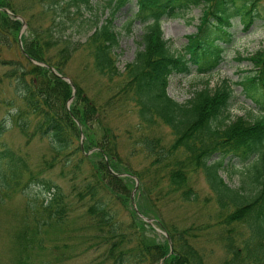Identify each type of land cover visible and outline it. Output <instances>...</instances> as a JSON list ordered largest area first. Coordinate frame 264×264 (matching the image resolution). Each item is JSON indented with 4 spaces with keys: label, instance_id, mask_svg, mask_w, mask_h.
<instances>
[{
    "label": "trees",
    "instance_id": "obj_1",
    "mask_svg": "<svg viewBox=\"0 0 264 264\" xmlns=\"http://www.w3.org/2000/svg\"><path fill=\"white\" fill-rule=\"evenodd\" d=\"M132 2L111 0L114 10L104 18L93 0H43L40 11L28 17L10 0H0V68L5 69L0 100L8 80L23 102L17 97L8 101L17 106L0 121V135L11 120L26 136V147L39 135L52 152L34 172L23 147L0 146V210L10 212L12 242L10 260L3 264H60L66 249L76 250L84 240L101 250L98 264H264V114L255 121L233 116L234 89L228 80L215 88L206 82L184 103L168 90L173 73H190L192 65L200 74L219 68L236 38L233 19L239 17L248 30L264 20V0H136L138 9L129 7L125 27L131 31L138 24L142 32L134 60L122 70L115 16ZM201 5L198 32L187 35L183 52L172 50L163 22ZM17 15L27 24L23 34ZM32 17L40 21L34 23ZM85 26L92 31L85 40L69 33ZM81 52L98 76L86 86L70 73ZM254 60L259 73L244 83L256 88L259 80L260 96L252 97L264 109V51ZM97 82L100 88L94 91ZM124 112L136 116L127 130L128 152L119 142L124 134L110 123ZM162 126L170 129V143L159 132ZM138 155L148 163L135 166ZM59 164L70 192L46 177L44 169ZM230 168L239 187L222 175ZM198 172L205 177L207 193L192 179ZM136 179L139 212L156 218L169 236L160 235L133 208ZM30 188L38 191L33 194ZM17 194L23 204L12 210L9 204ZM162 202L189 211L182 219L160 217L156 208ZM194 204L200 207L190 213ZM81 208L94 233L76 243L70 232L74 218L84 217ZM51 233L57 237L51 239ZM49 239L56 244L49 246ZM48 250L52 258L38 261L40 252ZM218 251L221 256L213 263Z\"/></svg>",
    "mask_w": 264,
    "mask_h": 264
},
{
    "label": "rangeland",
    "instance_id": "obj_2",
    "mask_svg": "<svg viewBox=\"0 0 264 264\" xmlns=\"http://www.w3.org/2000/svg\"><path fill=\"white\" fill-rule=\"evenodd\" d=\"M11 3L19 8V12L21 14H26L28 17L31 16L32 13H36L41 9V1L43 0H10ZM95 10H98L104 17L110 16L112 11L114 10L115 3L111 4V0H93ZM114 6V7H113ZM133 7V11H137L138 7L136 5V0H133L132 4H128L118 10L115 16V22L117 24V29L121 32V48L119 55V65L123 70L126 67V64L130 61H133L135 58V54L139 47L138 41L140 40L141 30L138 24L133 25L131 31L125 27V23L128 20V15L130 16L129 7ZM7 9V8H6ZM203 5L196 7L190 11L187 16L174 18V19H166L163 22V30L164 35L167 40L170 41V45L172 50L183 52V47L187 44V35L197 33L198 27L202 23L203 16ZM9 10V9H8ZM10 11V10H9ZM11 12V11H10ZM13 13V12H11ZM86 17L91 16L87 11L85 12ZM21 16V15H17ZM22 17V16H21ZM32 17L34 23L39 22L40 19L38 17ZM24 19V18H23ZM234 27L233 29L236 31L235 41L228 46L226 51V56L224 62L217 68L214 72L209 74H200L195 66H191L190 73H173L170 76V85H169V94L175 98L177 101L184 103L188 99L191 98L193 92L196 89H199L206 85V82H209L211 88H215L219 85L223 80H228L233 86L234 89V99L231 107V111L233 116H244L250 121L257 120L261 115L264 114V109L261 105L252 97V94L255 93L256 96H260V82L257 80L252 86L251 83H244V80L247 77H254L259 73L260 66L254 60V57H258L259 53L264 51V20L256 21L248 30L244 29V25L241 23L239 17L233 19ZM87 26L82 27L80 31L69 30V33H73L72 36L75 39H83L85 40L92 31H89ZM24 28V26H23ZM22 28V30H23ZM27 28V25H26ZM25 28V29H26ZM24 29V30H25ZM89 32V33H88ZM24 31H21L23 34ZM89 58L87 57L85 52L78 53L75 59L70 64V73L76 77L83 83V85L92 84L97 81V74L93 70V67L88 66ZM5 72L4 68H0V76ZM56 72V71H55ZM57 73V72H56ZM59 76L61 74L57 73ZM67 77V76H66ZM70 78V77H69ZM71 79V78H70ZM65 80V79H64ZM72 80V79H71ZM73 82V81H72ZM243 82V83H242ZM10 82L5 80L3 82V90L1 91L0 100V121L3 118H9L12 110L17 105H10L8 101L13 98L19 96L15 92L14 88L10 86ZM1 86V84H0ZM249 87V88H248ZM99 82H97L96 86L93 88L94 91L98 90ZM250 88H254L251 91ZM256 90V91H254ZM21 101V99H20ZM22 102V101H21ZM23 103V102H22ZM70 104V103H69ZM136 122V116L129 112H124L121 116H117L113 119V126L117 128V133H122L123 137L120 138L121 149L124 152H128V148H130L131 141L128 140L127 130L133 128V123ZM8 123V120H7ZM8 125L9 129L6 130L2 135H0V146L3 144L11 146L16 150H21L23 147L22 153H28V159L30 168L34 172H39L40 168L43 167L44 161L46 159H51L52 152L48 143V140L40 138V136H35L30 142L29 146H25L26 136L9 120ZM162 134L163 140L165 143H170L172 140V136L170 134V129L168 127H161L160 131ZM82 147L84 141V135L82 134ZM126 154V153H125ZM148 163V160L143 155H138L133 160V164L135 166H143ZM46 177L53 179L55 183H59L65 187L66 192H70V184L63 176V168L62 166L56 165L52 168H45ZM231 168L228 171H222L223 177L226 181L232 185L233 187H239L240 182L239 178L236 174H230ZM62 173V174H61ZM118 176H122L125 178L126 174H118ZM69 179V178H68ZM194 179L197 187L202 189L204 193L208 192L207 184L205 177L201 172H198L192 178ZM196 179V180H195ZM197 182V183H196ZM138 185L136 184L135 189L132 193V204L134 208V204L136 205L137 199L135 198L137 194ZM33 191V194L38 191L35 188H30ZM23 204V197L21 194H17L14 199L10 202L9 208L15 210L16 208H20ZM146 204V209H151L150 204L148 202ZM167 202H162L160 208H156V215L161 217L163 214L166 218H177L180 219L181 216L189 211L188 209H177L173 205L167 206ZM198 207L196 204L192 207L191 211L197 210ZM84 212V217L80 220H76L74 218V223L72 224L73 232L70 234L73 236L74 241L76 243L79 242L78 238L84 237L85 234L94 233V230L91 228H87L86 224L89 222V217L86 214V209L81 208ZM169 209V210H168ZM82 210L76 212V214H81ZM124 216L126 218L128 211L125 207L122 209ZM186 214V213H185ZM187 215V214H186ZM192 215V214H191ZM10 212L7 210H0V264L5 263L10 260L12 242L9 239L8 229L11 227L8 221L10 218ZM152 226L160 235H166L165 232L159 225L156 223V218H153ZM182 219V218H181ZM80 225V226H79ZM80 229V230H79ZM56 233H51L50 238H56ZM51 239L48 241V245H55V242H52ZM93 243V244H92ZM91 244V245H90ZM91 246V247H89ZM66 258L60 261V264H98L101 260L100 254L101 250L95 249L94 241L88 240L85 242L81 241L78 243L76 250L66 249ZM40 259H49L52 258L51 253L48 251L40 252ZM220 251L217 252L215 259L212 260L213 263L217 262V259L220 258ZM49 257V258H48ZM50 258V259H51Z\"/></svg>",
    "mask_w": 264,
    "mask_h": 264
},
{
    "label": "water",
    "instance_id": "obj_3",
    "mask_svg": "<svg viewBox=\"0 0 264 264\" xmlns=\"http://www.w3.org/2000/svg\"><path fill=\"white\" fill-rule=\"evenodd\" d=\"M2 10H5L6 12H8L9 14H13V13H11L8 9H6V8H1ZM17 19H20V20H22L23 21V23H24V28H23V30L22 31H24V29L26 28V22H25V19H23V17H21V16H17ZM55 71V70H54ZM61 77H63V79H65L67 82H69L70 84H72L73 85V82H72V80L69 78V77H66V76H61ZM110 171H113L111 168H110ZM138 180H137V185H138ZM136 189H137V187H136ZM135 206V205H134ZM136 207V206H135ZM136 210H137V212L140 214V212H139V210L137 209V207H136ZM142 217H143V215L142 214H140ZM144 219L146 220V221H148V222H150V223H152L153 222V219H150V218H147V217H145L144 216ZM169 236V235H168ZM171 246H172V243H171Z\"/></svg>",
    "mask_w": 264,
    "mask_h": 264
}]
</instances>
